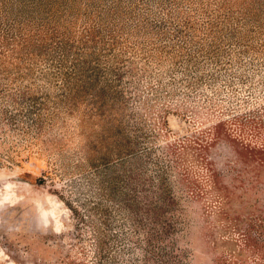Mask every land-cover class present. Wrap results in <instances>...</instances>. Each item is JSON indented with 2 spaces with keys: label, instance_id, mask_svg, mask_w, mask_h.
I'll list each match as a JSON object with an SVG mask.
<instances>
[{
  "label": "rangeland",
  "instance_id": "obj_1",
  "mask_svg": "<svg viewBox=\"0 0 264 264\" xmlns=\"http://www.w3.org/2000/svg\"><path fill=\"white\" fill-rule=\"evenodd\" d=\"M0 264H264V0H0Z\"/></svg>",
  "mask_w": 264,
  "mask_h": 264
}]
</instances>
